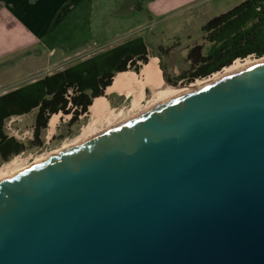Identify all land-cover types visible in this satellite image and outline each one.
I'll return each instance as SVG.
<instances>
[{
    "label": "water",
    "instance_id": "1",
    "mask_svg": "<svg viewBox=\"0 0 264 264\" xmlns=\"http://www.w3.org/2000/svg\"><path fill=\"white\" fill-rule=\"evenodd\" d=\"M0 264H264V61L0 180Z\"/></svg>",
    "mask_w": 264,
    "mask_h": 264
},
{
    "label": "trees",
    "instance_id": "2",
    "mask_svg": "<svg viewBox=\"0 0 264 264\" xmlns=\"http://www.w3.org/2000/svg\"><path fill=\"white\" fill-rule=\"evenodd\" d=\"M201 32L203 43L209 47L204 53L203 43L189 47L186 54L189 69L180 74V79H204L238 59L262 58L264 0H244L205 22ZM158 50L160 55H165L170 48L159 47ZM149 54L143 38H132L0 95V157L8 160L24 149L23 144L4 132L6 120L36 109L33 138L38 142L40 132L47 127L52 115L70 114L69 123H74L87 113L94 99L103 96L115 75L128 71L138 74L141 67L149 63ZM154 57L162 60L159 54ZM159 66L163 68L161 63ZM164 77L171 83L166 75Z\"/></svg>",
    "mask_w": 264,
    "mask_h": 264
},
{
    "label": "rangeland",
    "instance_id": "3",
    "mask_svg": "<svg viewBox=\"0 0 264 264\" xmlns=\"http://www.w3.org/2000/svg\"><path fill=\"white\" fill-rule=\"evenodd\" d=\"M202 16H187L182 20L176 21H154L151 22V24L149 19H143L139 21L137 19L135 22L132 21L131 23H125L129 25L119 24V27L117 28L118 35L115 37L114 41H126V36H129L128 29L131 28L132 25L135 27L137 26L136 28L138 29L135 28L136 31H134V29L130 31H134V33L131 34V37H141L145 40L150 53L149 57H154L155 55L159 54V56L162 58L160 63L162 64L164 70L163 68L161 69L158 64L157 66L161 71L163 80H165L164 75H166V77L171 81L172 85L181 87L189 86L196 81H202L211 76L210 75L204 79H195L193 81H190L188 78L180 79L179 77L180 74L188 71L189 69V63L186 60V54L188 52L189 46H191L193 43H203L201 27L206 22L204 19L209 15ZM89 27L90 25L87 22H74L71 29H66V27H64V29L61 31L63 37L54 36L52 39H44L42 47H32L33 51L36 50L37 52V50H41L42 54L40 57H38V55H36V57H33L32 55H24L22 57V54L26 51L18 54H10L9 57L5 58L3 62H5V65L8 67L9 65L11 66L0 72V91H11L31 82L32 80L40 79L46 75H50L56 71L62 70V67H64L66 64V60H60L61 58H67L68 65L72 62H75L73 60L78 59H76V53L81 52L83 48H86V46L83 44L86 40L85 36L91 33V31L88 29ZM113 38L114 37H106L104 40L111 41ZM98 40L100 41L99 44L104 42L102 38ZM159 47L163 49L170 48V51L168 54L160 55V51L158 50ZM208 47L209 45L207 43H203L202 52L204 53ZM248 58L256 60V58L253 57ZM153 60L156 59L151 58L149 62ZM143 66L141 67L138 74H135L132 71H128V73L137 75L138 80L141 81L139 76ZM100 98L106 102L110 110L123 115L120 117V119L128 112H131V97H125L124 95L118 96L117 94L107 96V94L105 95L104 93ZM151 98V89L143 87V100L141 101L140 106L145 107L147 103L151 101ZM35 115L36 109L25 115L12 117L5 121L4 132L6 135L23 144L24 149L19 154L11 156L8 160H3L0 157V167L16 156H21V160H23L25 163L32 164L37 158H39V156L42 157L44 155H48L49 153L60 150L64 144L75 141L81 135V130L88 124L89 119L88 113H86L82 116H79L78 120H76L74 123H69L71 117L70 114H55L58 115V121L54 131L51 133V135H49L48 127H46L40 132L39 140L37 142L33 138Z\"/></svg>",
    "mask_w": 264,
    "mask_h": 264
},
{
    "label": "crops",
    "instance_id": "4",
    "mask_svg": "<svg viewBox=\"0 0 264 264\" xmlns=\"http://www.w3.org/2000/svg\"><path fill=\"white\" fill-rule=\"evenodd\" d=\"M243 1L244 0H0V72L11 66L9 65L8 67L5 65V62H3L10 54H18L26 51L22 54V57L24 55H32L33 57L38 55V57H40L42 54L41 50L39 49L36 52V50L33 51L32 47H42L44 39H52L54 36L63 37L61 31L64 27H66V29H71L74 22L83 21L89 23L90 27L88 29L91 33L85 36L86 40L83 45L86 46V48L76 53V59H78H74L73 61L75 62L68 65L67 58L60 59L66 60V64L62 69L123 43L121 40L114 41L115 37L118 35L117 28L119 24L131 23L132 21L135 22L137 19L138 21L149 19L151 24V22L154 21H176L182 20L187 16L209 15L204 19V21L207 22L211 18L227 12ZM136 27L132 25V27L128 29L129 36H126L127 40L132 39L131 34L136 31ZM133 29L134 31L130 32ZM106 37L114 38L111 41H105L104 38ZM100 38L104 40L101 44H99L100 41L98 40ZM193 45L195 44L193 43L191 46ZM151 58H155L159 66V58L148 57L149 60ZM6 92H8V90H1L0 95ZM114 94L120 95L118 93H111L107 96Z\"/></svg>",
    "mask_w": 264,
    "mask_h": 264
},
{
    "label": "bare ground",
    "instance_id": "5",
    "mask_svg": "<svg viewBox=\"0 0 264 264\" xmlns=\"http://www.w3.org/2000/svg\"><path fill=\"white\" fill-rule=\"evenodd\" d=\"M259 61H264V57L260 58V60H252L251 58L242 61L237 60L229 67L224 68L218 73H214L205 80L196 81L189 86H180L179 88H173L164 82L161 71L155 60L143 66L139 76L141 81L138 80V76L135 74L128 72L119 73L114 76L112 84L106 88L105 94L109 95L111 93H118L125 97H131V112H128L120 119L123 115L110 110L109 106L102 98L94 99L87 111L89 118L88 124L82 128L81 135L76 140L74 139L75 141L64 144L60 150H65L71 146L77 145L106 130L116 127L173 97L216 82L223 77L245 69ZM143 87L150 88L152 91L151 101L148 102L145 107L140 106L141 101L143 100ZM57 121L58 115H53L48 120L47 127L49 135L54 131ZM58 151L49 153L48 155L55 154ZM48 155L42 157L39 156V158H37L32 164L42 161ZM20 157L21 156H16L0 167V180L8 178L31 165L25 163Z\"/></svg>",
    "mask_w": 264,
    "mask_h": 264
}]
</instances>
